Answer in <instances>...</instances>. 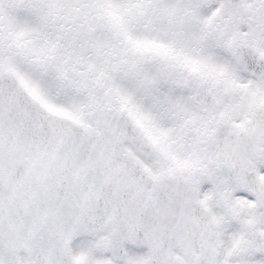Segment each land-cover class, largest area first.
<instances>
[{
	"label": "snow or ice",
	"instance_id": "obj_1",
	"mask_svg": "<svg viewBox=\"0 0 264 264\" xmlns=\"http://www.w3.org/2000/svg\"><path fill=\"white\" fill-rule=\"evenodd\" d=\"M0 264H264V0H0Z\"/></svg>",
	"mask_w": 264,
	"mask_h": 264
}]
</instances>
